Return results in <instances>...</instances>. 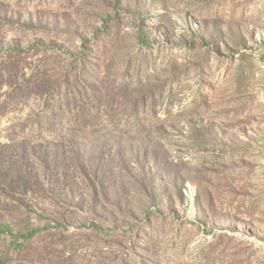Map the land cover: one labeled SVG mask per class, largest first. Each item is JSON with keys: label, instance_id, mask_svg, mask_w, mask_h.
<instances>
[{"label": "rangeland", "instance_id": "obj_1", "mask_svg": "<svg viewBox=\"0 0 264 264\" xmlns=\"http://www.w3.org/2000/svg\"><path fill=\"white\" fill-rule=\"evenodd\" d=\"M0 264H264V0H0Z\"/></svg>", "mask_w": 264, "mask_h": 264}, {"label": "trees", "instance_id": "obj_2", "mask_svg": "<svg viewBox=\"0 0 264 264\" xmlns=\"http://www.w3.org/2000/svg\"><path fill=\"white\" fill-rule=\"evenodd\" d=\"M51 157V156H50ZM52 160H53V158H52Z\"/></svg>", "mask_w": 264, "mask_h": 264}]
</instances>
